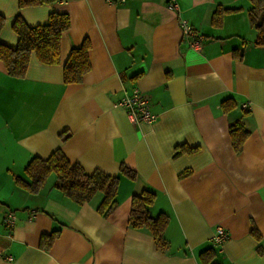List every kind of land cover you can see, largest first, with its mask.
Listing matches in <instances>:
<instances>
[{
	"label": "crops",
	"instance_id": "obj_1",
	"mask_svg": "<svg viewBox=\"0 0 264 264\" xmlns=\"http://www.w3.org/2000/svg\"><path fill=\"white\" fill-rule=\"evenodd\" d=\"M219 5L241 9L214 26ZM249 6V0H59L18 8L17 0H0V41L11 47L18 13L28 25L45 22L51 11L70 19L59 63H41L31 53L16 78L0 60V264H201L198 253L207 247L221 264H264V46L254 43ZM180 18L204 35L200 50L183 37ZM84 38L91 67L80 82L65 84L63 62ZM134 87L155 115L151 122L132 121L117 104ZM225 98L235 102L226 112ZM238 118L249 135L235 152L228 125ZM179 146L198 149L176 153ZM56 148L87 172L118 176L117 205L107 217L95 208L100 192L78 205L53 187L54 175L36 193L15 184L32 156ZM122 164L134 178L119 171ZM143 189L155 193L149 214L168 216L163 251L147 230L128 224L131 197ZM9 212L11 226L3 221ZM216 225L227 231L221 244L211 239Z\"/></svg>",
	"mask_w": 264,
	"mask_h": 264
},
{
	"label": "trees",
	"instance_id": "obj_2",
	"mask_svg": "<svg viewBox=\"0 0 264 264\" xmlns=\"http://www.w3.org/2000/svg\"><path fill=\"white\" fill-rule=\"evenodd\" d=\"M59 0H17L18 8L35 6L45 3H53ZM247 8L248 22L256 31L254 43L264 46V0H249ZM241 7L217 6L211 16V24L219 26L223 15L236 12ZM5 23V17L0 13V31ZM70 25L69 15L66 12L51 11L45 22L28 25L20 14H16L11 29L17 35V42L11 47L0 41V60L2 61L8 75L16 78L23 77L31 53L37 60L44 64H57L60 62V38L61 33ZM90 42L84 38L78 46L69 49L66 59L62 65V77L65 84L76 83L82 80L83 75L89 71L91 64L88 50ZM224 112L235 106L234 100L225 98L220 103ZM248 111H244L246 115ZM228 131L231 145L235 152L241 149V145L249 135V130L244 126L241 118L229 122ZM67 131L61 132L60 137L66 138ZM198 148L179 146L176 153L186 151L193 153ZM119 171L130 178L135 177V171L124 164L120 165ZM189 170L179 173L185 175ZM54 175L53 187L74 203L80 205L89 201L97 192L101 193V199L96 205V211L103 217H107L117 205L115 195L117 192L119 178L117 175L107 174L99 169L87 172L75 161H70L59 149H54L48 156H32L24 166L23 175L14 176L16 185L31 193L39 192L47 179ZM155 193L149 189H143L138 194H133L128 214V224L137 229L147 230L153 237L154 246L158 250H165L168 241L163 232L168 222V216L159 212L152 216L148 212V206L153 202ZM50 217L53 214L48 213ZM255 238L259 235L252 230ZM55 236V231L49 235L50 240ZM43 243V241H41ZM47 243L46 247L49 245ZM41 243V244H42ZM201 264H221L215 260V251L207 247L198 253Z\"/></svg>",
	"mask_w": 264,
	"mask_h": 264
},
{
	"label": "built area",
	"instance_id": "obj_3",
	"mask_svg": "<svg viewBox=\"0 0 264 264\" xmlns=\"http://www.w3.org/2000/svg\"><path fill=\"white\" fill-rule=\"evenodd\" d=\"M108 2H122L124 0H106ZM169 7L177 10L178 6L175 2L169 3ZM179 28L183 37L188 39L189 46L200 50L205 37L197 31L186 19L180 18L178 21ZM117 104L121 106L129 118L134 122H151L155 119V115L151 113L146 98L137 88H132L128 94L122 96ZM242 108L247 109L248 103H242ZM15 216L13 212H9L3 221L6 225L11 226L14 223ZM227 237V231L222 225H216L211 234V239L217 244H221ZM10 259V257L8 258Z\"/></svg>",
	"mask_w": 264,
	"mask_h": 264
}]
</instances>
